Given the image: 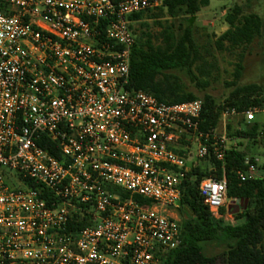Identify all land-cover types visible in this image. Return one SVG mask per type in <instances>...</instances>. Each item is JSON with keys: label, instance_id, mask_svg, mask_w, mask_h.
<instances>
[{"label": "built area", "instance_id": "obj_1", "mask_svg": "<svg viewBox=\"0 0 264 264\" xmlns=\"http://www.w3.org/2000/svg\"><path fill=\"white\" fill-rule=\"evenodd\" d=\"M164 1L0 0V264H158L181 243L171 211L189 152L222 162L228 118L264 122L260 107H225L223 131L204 132L201 100L167 105L130 86V16ZM245 166L241 182L255 178ZM226 187L224 174L199 183L215 218L239 204Z\"/></svg>", "mask_w": 264, "mask_h": 264}, {"label": "trees", "instance_id": "obj_2", "mask_svg": "<svg viewBox=\"0 0 264 264\" xmlns=\"http://www.w3.org/2000/svg\"><path fill=\"white\" fill-rule=\"evenodd\" d=\"M209 1L165 0L163 5L154 11L139 12L130 16L131 21L139 22V26L144 29L136 33L135 29L131 28L135 43L130 60V86L167 105L201 100L199 129L204 132L217 128L225 107L240 111L250 106L263 105L258 85L236 87L226 101L219 105L209 95L198 98L187 91L180 77L175 74L185 73L191 83L201 85L199 77L205 75L206 61L194 40L192 27L196 14L201 8L207 7ZM165 16L169 21H160ZM145 19H152L159 31L152 33L149 25L142 21ZM224 22L227 29L215 41L219 50H243L260 35L262 29L261 19L254 13L245 14L239 5H234L226 13ZM240 62L241 59L236 65V79L242 71ZM227 135L257 144L258 141L264 140V123L257 120L245 123L234 133H231L227 125ZM46 142L43 138L40 145L60 160L56 145L48 142L45 145ZM246 159L253 163L254 158H248L244 151L227 147L222 162L208 159L213 171L198 165L191 167L181 184L177 209L181 243L177 248L162 254L158 264H264V177L241 182L237 172L246 170ZM261 169L264 172V164ZM222 174L227 181V199L237 200L241 207L236 213H232L234 206L222 207L219 209L220 217L215 218L200 195L198 186L202 179L212 175L219 178ZM26 184L40 191L42 196L48 195L37 182L26 181ZM111 190L121 193L117 188ZM121 195L123 198L127 196L126 193ZM133 200L141 206L149 205L147 200L137 196H134ZM225 215H228L229 219L224 220ZM89 225L85 218L75 224L74 228L80 229ZM210 245H218L224 249L218 254L208 255L207 249Z\"/></svg>", "mask_w": 264, "mask_h": 264}, {"label": "rangeland", "instance_id": "obj_3", "mask_svg": "<svg viewBox=\"0 0 264 264\" xmlns=\"http://www.w3.org/2000/svg\"><path fill=\"white\" fill-rule=\"evenodd\" d=\"M234 5L242 7L245 14L254 13L261 19V33L243 50H219L215 45V41L226 31L227 25L224 22V16ZM164 20L169 21L166 16L160 19V21ZM142 21L149 25L152 33L159 31L154 26L152 19ZM139 25V22H133L131 28L135 29L136 33L144 31ZM192 31L199 51L206 61V66L204 68L205 75L199 77L201 85L191 83L185 73L175 72L186 86V90L195 94L198 98H201L203 95H209L217 104L222 105L236 87L254 84L260 87L261 91L259 94H261L260 98L263 100V105L260 108L264 109V0H210L209 5L201 8L196 14V21L192 27ZM240 59L242 71L239 78L236 79V65ZM256 120L264 123L260 116ZM221 123L220 117L217 126L218 133L223 131V125ZM225 123L226 126L224 128L228 138L227 147H234L240 151H244L248 158L253 157V161H255L253 177H264V172L261 169L264 164V140L258 141L257 144H252L250 141L247 142L235 136L229 137L227 135V125L231 129V133H234L235 130L246 123L242 117L228 118ZM188 164L191 167L193 165H198L201 168L207 167L213 171V166L210 161L208 159H196L193 151L189 152ZM171 215L178 222L180 221L177 210L171 211ZM227 219H229V216L225 215L224 220ZM223 249V247L218 245H210L207 249V254H218Z\"/></svg>", "mask_w": 264, "mask_h": 264}, {"label": "water", "instance_id": "obj_4", "mask_svg": "<svg viewBox=\"0 0 264 264\" xmlns=\"http://www.w3.org/2000/svg\"><path fill=\"white\" fill-rule=\"evenodd\" d=\"M231 206H234V211L232 212V213H236V212H238L239 211V209H240V205H233V204H230L229 206H228V208H230ZM243 208H245V206L243 207Z\"/></svg>", "mask_w": 264, "mask_h": 264}]
</instances>
